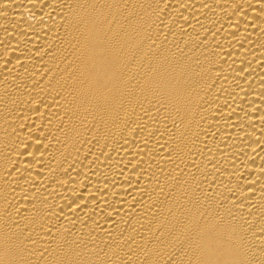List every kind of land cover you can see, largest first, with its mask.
<instances>
[{
	"label": "bare ground",
	"instance_id": "bare-ground-1",
	"mask_svg": "<svg viewBox=\"0 0 264 264\" xmlns=\"http://www.w3.org/2000/svg\"><path fill=\"white\" fill-rule=\"evenodd\" d=\"M0 264H264V0H0Z\"/></svg>",
	"mask_w": 264,
	"mask_h": 264
}]
</instances>
